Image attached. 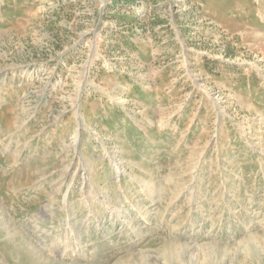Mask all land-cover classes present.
Returning <instances> with one entry per match:
<instances>
[{
	"label": "rangeland",
	"instance_id": "374dc122",
	"mask_svg": "<svg viewBox=\"0 0 264 264\" xmlns=\"http://www.w3.org/2000/svg\"><path fill=\"white\" fill-rule=\"evenodd\" d=\"M0 264H264V0H0Z\"/></svg>",
	"mask_w": 264,
	"mask_h": 264
}]
</instances>
